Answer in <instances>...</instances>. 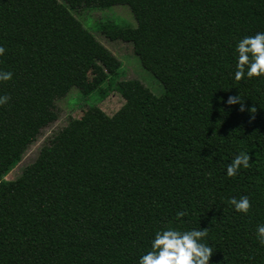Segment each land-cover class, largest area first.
Returning a JSON list of instances; mask_svg holds the SVG:
<instances>
[{
  "label": "trees",
  "instance_id": "1",
  "mask_svg": "<svg viewBox=\"0 0 264 264\" xmlns=\"http://www.w3.org/2000/svg\"><path fill=\"white\" fill-rule=\"evenodd\" d=\"M80 5L130 9L135 26L103 34L130 43L165 91L114 81L138 113L131 126L105 145L71 119L51 162L11 189L2 175L58 117L56 101L89 95L88 72L115 60L71 12ZM257 32L264 0H0V71L12 73L0 82V264H137L170 226L206 229L209 264H264V77L233 79L236 43ZM240 152L249 167L229 178ZM242 196L247 214L229 204Z\"/></svg>",
  "mask_w": 264,
  "mask_h": 264
},
{
  "label": "rangeland",
  "instance_id": "2",
  "mask_svg": "<svg viewBox=\"0 0 264 264\" xmlns=\"http://www.w3.org/2000/svg\"><path fill=\"white\" fill-rule=\"evenodd\" d=\"M70 10L112 51L115 60L109 67L88 72V80L94 87L89 95L80 98L79 91L74 88L56 101L58 117L41 130L20 161L2 175V180L14 190L51 162L62 146L58 134L71 119L79 120L105 145L111 144L131 126L138 113L115 90L114 81L137 78L157 96L165 91L163 84L142 66L130 43L111 41L103 34L109 29L135 26V19L127 6L80 5Z\"/></svg>",
  "mask_w": 264,
  "mask_h": 264
},
{
  "label": "clouds",
  "instance_id": "3",
  "mask_svg": "<svg viewBox=\"0 0 264 264\" xmlns=\"http://www.w3.org/2000/svg\"><path fill=\"white\" fill-rule=\"evenodd\" d=\"M5 48L0 46V56L4 55ZM236 65L233 79L239 81L242 77H264V32H257L253 36H244L235 45ZM12 79L10 71H0V82ZM8 97L0 95V105L7 102ZM237 97H228L226 104L239 103ZM243 111V105L240 108ZM249 111L254 112L255 109ZM249 167V154L240 152L234 156L231 163L226 166L225 174L231 178L238 170ZM235 211L247 214L250 208L246 196L229 199ZM186 212L177 211L176 219L180 220ZM207 236L206 229H190L181 231L175 227H167L157 230L150 243V251L141 255L137 264H209L212 248L204 243ZM255 236L259 245L264 246V223L255 228Z\"/></svg>",
  "mask_w": 264,
  "mask_h": 264
}]
</instances>
